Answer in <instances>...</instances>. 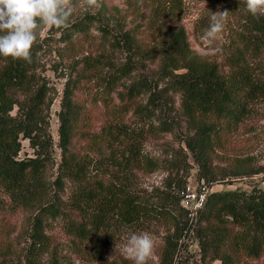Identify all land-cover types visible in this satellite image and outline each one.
Listing matches in <instances>:
<instances>
[{"label":"trees","instance_id":"trees-1","mask_svg":"<svg viewBox=\"0 0 264 264\" xmlns=\"http://www.w3.org/2000/svg\"><path fill=\"white\" fill-rule=\"evenodd\" d=\"M158 19L180 10V0H158ZM158 14V15H157ZM87 15L62 32L70 41L72 35L85 34L93 26ZM102 31L106 30L102 28ZM165 48L161 72L168 81L166 92L178 94L191 134L184 143L198 167L197 179L206 185L214 182L211 167L216 150L222 149L230 128L249 117L253 103L264 99V66L253 65L264 45V17L249 19L247 29L237 39L236 49L226 55V72L203 62L190 50L182 28L165 31ZM38 44L32 48V62L0 58V189L12 195L24 209L33 202L34 242L50 220H63L69 235L81 243H93L109 220L117 217L123 226L155 223L164 229L160 264H187L183 254L187 241L193 238L199 247L198 264H264V189L251 192L228 190L212 192L195 216L181 205L191 166L184 154L176 167L185 179L168 183L167 190L152 196L118 195L101 180L89 181L85 163L71 150L72 141L96 143L110 153L109 165H116L113 151L120 142H129L131 130L128 114L155 117L163 110L161 96L151 92L146 79L131 78L127 67L115 68L101 79L103 97H96L104 107V122L97 132L90 130V116L74 99L79 78L65 83L57 112L59 121L57 147L61 161L53 185L62 192L65 183L74 186L73 208L85 213L88 223L78 221L51 198V187L45 173L52 165L54 142L50 131V87L39 74L41 68ZM238 49V50H237ZM85 76V73H84ZM148 95L145 112L140 99ZM173 130L170 122L159 120L150 126L153 135ZM27 140L34 156L18 159L21 140ZM133 148L130 150L132 152ZM136 157V156H135ZM243 167V166H241ZM246 174L238 171L233 175ZM169 189V190H168ZM182 194L179 196V194ZM48 201H46L47 199ZM94 245V243H93ZM0 264H12L0 261Z\"/></svg>","mask_w":264,"mask_h":264},{"label":"rangeland","instance_id":"rangeland-1","mask_svg":"<svg viewBox=\"0 0 264 264\" xmlns=\"http://www.w3.org/2000/svg\"><path fill=\"white\" fill-rule=\"evenodd\" d=\"M180 2L179 11L158 19L155 16L158 0H98L99 7L88 12L81 7V0H72L75 7L69 23L91 16L93 26L87 33L72 35L68 41L66 33L62 32L64 29L40 30L35 42L40 46L37 53L41 64L39 74L50 87V99L53 101L50 108L53 163L45 173V180L51 187V198L54 197L63 209L84 224L89 221L85 213L77 215L74 211L75 189L71 183L66 182L64 190L56 198L53 195V192H58L53 181L61 161L57 147V112L65 83L79 78L74 99L90 116V130L97 132L105 117L102 102L94 100L104 96L101 79L117 67H127L131 78L150 82L153 87L151 92L161 96L163 110L153 118L146 113L139 119L128 114L126 122L131 130L130 139L115 146L113 155L117 163L114 166L104 159L110 153L99 149L96 143L74 139L71 150L79 161L85 163L89 181L101 180L118 195L152 196L167 190L168 183L185 179V173L181 171L177 175L175 169L182 165L186 154V162L191 166L186 182L196 193L200 194L203 187L207 196L212 192L228 190L249 193L253 189H264V99L253 103L249 117L232 126L224 137L222 149L216 150L213 157L211 174L214 182L208 186L197 179L198 167L183 141L191 131L181 98L164 90L168 78L161 72L160 66L166 42L165 31L182 28L190 50L206 64L226 72V55L236 49L237 39L246 31L248 20L264 16H252L239 0ZM223 11H228L223 31L209 44L204 33L209 27L210 17ZM102 28L106 31L103 32ZM253 65L264 66V45ZM140 105L144 112L150 107L148 95L140 99ZM159 120L170 122L173 130L153 135L150 126L158 125ZM33 156L28 141L22 139L17 158ZM238 171L246 174L233 175ZM39 203L42 201L33 202L30 209H24L12 195L0 189V261L12 264H133L121 254V248L130 234L147 232L154 241L148 264H160L165 233L155 223L123 226L114 217L96 236L93 245L81 243L69 235L63 220H50L41 232L40 241L34 242L33 218ZM187 245L183 253L188 259L187 264H198L200 254L197 242L190 238ZM212 264L219 263L215 261Z\"/></svg>","mask_w":264,"mask_h":264},{"label":"clouds","instance_id":"clouds-1","mask_svg":"<svg viewBox=\"0 0 264 264\" xmlns=\"http://www.w3.org/2000/svg\"><path fill=\"white\" fill-rule=\"evenodd\" d=\"M252 16H264V0H239ZM75 5L72 0H0V58L32 62V48L41 29H67ZM85 12L99 7L98 0H81ZM228 11L214 13L204 38L211 44L223 31ZM154 241L147 232L132 233L121 254L133 264H148Z\"/></svg>","mask_w":264,"mask_h":264},{"label":"built area","instance_id":"built-area-1","mask_svg":"<svg viewBox=\"0 0 264 264\" xmlns=\"http://www.w3.org/2000/svg\"><path fill=\"white\" fill-rule=\"evenodd\" d=\"M207 200V191L203 187L202 192L196 193L192 191L190 185L186 186L185 193L182 195L181 205L187 209L190 216H195L197 212L203 208Z\"/></svg>","mask_w":264,"mask_h":264}]
</instances>
